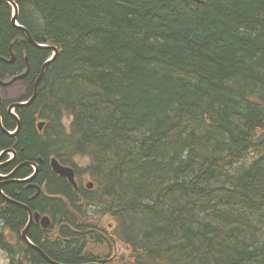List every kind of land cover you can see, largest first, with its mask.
I'll list each match as a JSON object with an SVG mask.
<instances>
[{
  "label": "trees",
  "instance_id": "trees-1",
  "mask_svg": "<svg viewBox=\"0 0 264 264\" xmlns=\"http://www.w3.org/2000/svg\"><path fill=\"white\" fill-rule=\"evenodd\" d=\"M16 2L19 25L59 51L31 104L16 109L18 133L0 128V152L16 151L0 173L37 162L33 182L70 203L29 200L33 189L11 181L3 192L19 203L0 194V223L22 238L28 204L52 216L64 238L74 224L76 248L42 245L48 231L29 228L42 255L60 264L103 261L91 259L95 246L113 251L108 264H264V0ZM13 12L0 1V56L16 54L12 64L0 60V78L23 71L28 57L23 101L52 50L34 46ZM3 124L18 127L6 111ZM52 158L86 171L94 190H75ZM33 171L20 166L13 178ZM27 248L15 242L10 264H25Z\"/></svg>",
  "mask_w": 264,
  "mask_h": 264
},
{
  "label": "flooded vegetation",
  "instance_id": "flooded-vegetation-1",
  "mask_svg": "<svg viewBox=\"0 0 264 264\" xmlns=\"http://www.w3.org/2000/svg\"><path fill=\"white\" fill-rule=\"evenodd\" d=\"M25 70H26V68L23 71H19V72L15 73V74L8 73L5 76V78H3V80H8L9 78H12L13 76H15L17 74L23 73ZM29 71H30V69H29ZM24 79H25V77L23 79L17 81L19 83V86L21 87V89H22V84L24 82L23 81ZM17 82H15V83H17ZM15 83H12V84H10L8 86H13V84H15ZM13 101H14L13 98L12 99H6V98H4V95L2 94V98H1V101H0V114L2 115V121H3V111H6L8 113L9 105ZM8 159H9V157L6 159V161ZM15 160L16 159H14V161ZM14 161L10 162L8 165L13 163ZM8 165H6V166H8ZM51 169H52V167H51ZM75 173H76V179H77L78 185H79L77 191L81 187H84L87 192H91V191L94 190V186H90L89 183H88V180H90V177H89V175H88V173L86 171L83 170V172H81V171H78L77 169H75ZM79 173H85V175L83 177H80ZM25 178L26 177H23L20 180L25 179ZM19 183H21V182H19ZM23 184H25L24 186L27 189H33L32 191L27 193L29 200H32L36 196H40L42 194L43 196H45L47 198H58L60 200L67 201L68 203H70L69 202L70 200L68 201L67 200V196L64 193H62V192H56L55 193L54 191H47V193L50 196V197H48L46 195V193L44 192L42 186L37 184V183H34L33 180L29 181V182H25ZM78 199H80V197ZM4 200H6V199H4ZM6 203H9V202L6 201ZM93 209H96L95 204L94 203H89L88 207H87V210H93ZM33 211L37 212V208H34ZM38 211L41 214V218H40V221L36 222V223L38 224L39 228H41V229L43 228L44 230L48 231V233H46V235L48 237H50L49 239H46L44 241L46 235H44L45 232L43 231V233L41 234V237L39 239V241H40V243L42 245L46 246V244H47L48 247H49V245L61 246L64 242H70L71 244H73L72 246H75L74 248H76L79 245L80 242L78 241V238H79L78 237V232H77L76 227H75L74 224H71V228H72L71 232L74 233V235L71 234L72 238H69V237H65L64 238L63 237V233L60 232V230H58V228L60 227V224L54 222V225H53L52 216H50L48 213H46V211L45 212H42L40 210H38ZM45 215H49L51 217V219H52V224L50 225V227H47V228L44 227L42 225V222H41L43 216H45ZM66 225H68V223L65 224V226ZM76 225H78V224H76ZM108 225H109V227L113 226L112 224H108ZM80 235H83V234H80ZM0 242H4V243L9 245V248L7 250L2 249L1 247H0V250L2 251V253L4 254L5 257L6 256L8 257V258L6 257L7 258V263L10 264L11 258H12L11 250H12V248L13 249L15 248V242H28V241L26 239H24L23 236H22V238H19V236L16 235V233H15V231H14L12 226H10V225L7 226V225H4V224H0ZM32 242H36V241L33 240ZM85 243H87V242H85ZM36 244L41 249H44V248L41 247L40 244H38V243H36ZM118 250L121 253V251L123 250V246L119 245ZM48 252L51 253V250H48ZM90 255H91V252H90ZM90 255H88V257H87L88 259H90ZM82 256H84V255H82ZM21 259L24 260L25 264H51L50 261L46 257H44L39 250H37L34 247H31L29 245H28V248L23 253V255L21 256ZM91 259L105 260V261L108 260V262H109V261H113L114 254H113V251L110 250V251L107 252V254L103 258H100V255H97V253H94L93 256L91 257ZM108 262H107V264H108Z\"/></svg>",
  "mask_w": 264,
  "mask_h": 264
},
{
  "label": "water",
  "instance_id": "water-1",
  "mask_svg": "<svg viewBox=\"0 0 264 264\" xmlns=\"http://www.w3.org/2000/svg\"><path fill=\"white\" fill-rule=\"evenodd\" d=\"M14 5H15V9H16V14H15L14 17H13V22H14V24H15L16 26H18L19 28H21V29L26 33L27 37L30 39V41H31V43H32L33 45H35V46H40V44H38V43L33 39V37H32V35H31L30 31H29L26 27H24V26H20V25H18V23H16L17 16H18V6H17V4H15V3H14ZM14 60H15V55L13 54L12 59L10 60V62H14ZM10 83H11V82H4L3 80L0 79V84L3 85V86H8ZM37 84H38V83H37ZM34 97H35V96H34ZM34 97H33L29 102H27V103L30 104V103L33 101ZM16 105H24V103H14V104H12V105L10 106V110L12 111V109H13ZM14 115H15V114H14ZM0 123H1V125H2L1 117H0ZM44 126H45V122H40V123L38 124V127H39L40 130H42ZM20 128H21V120L18 118V127H17L16 131H15L14 133H12V134L10 133V135H11V136H15V135L18 133V131L20 130ZM11 150H12L11 152H13V154H14V158L11 159L10 161H7V162H4V163L0 164V168L3 167V166L8 165L10 162L14 161L15 156H16V152H15L14 149H11ZM5 153H6V151H5ZM40 161H43V160L41 159ZM24 165H35V166H36V167H35V172H34L29 178L24 179V180H20V179L10 180V179L13 177L14 173L19 169V167H20V166H24ZM52 166H53L54 170H55L57 173H59L60 175L65 176V177H68V179L74 184L75 188H78V184H77V182H76V180H75V171H74V168H72V167H67V166H64V165H61L60 162H59L56 158H53V159H52ZM38 168H39V166H38V163H36V162H23V163L19 164V165L15 168V170H14L13 172H11L10 174H8V175H0V178L3 180V181L0 182V190L2 191L3 185H5V184H7V183H9V182H11V181H16V182H19V181H20V182H23V181H26V180H32V179H34V177H36V175H37V173H38ZM91 185H92V184H91ZM7 200H8L9 202H13V200L10 199V198H7ZM28 210H29V212H30L31 222L34 221V219H36L37 221L40 220V214H39L38 212H36V213H32V212L30 211V209H28ZM50 223H51V219H50L48 216H44V217L42 218V224H43L45 227H48V226L50 225ZM29 228H30V225L25 229V231H23V233H22L23 238L26 239V240L28 241V243H29L32 247H35V248H37V250H39L40 252H42V249H40L39 247H37L34 243H32V242L30 241V239H29V237H28V231H29ZM87 264H104V263H100V262H92V263H87Z\"/></svg>",
  "mask_w": 264,
  "mask_h": 264
},
{
  "label": "bare ground",
  "instance_id": "bare-ground-1",
  "mask_svg": "<svg viewBox=\"0 0 264 264\" xmlns=\"http://www.w3.org/2000/svg\"><path fill=\"white\" fill-rule=\"evenodd\" d=\"M0 1H2V0H0ZM20 24V23H19ZM30 30V29H29ZM46 44V43H45ZM35 46V45H34ZM37 47H40V48H47V49H50V50H52V54L50 55V57L48 58V60H46V62L43 64V67H42V71H41V73H40V75L38 76V78L36 79V82H35V88H34V94H33V96L29 99V100H23V101H21V100H18V99H14V101L9 105V110H8V113L10 114V115H12L13 117H15L16 119H17V121H18V115H17V112H16V109L18 108V107H23V106H25V105H28L29 103H27V102H29L34 96L36 97V95H37V93H38V90H39V82H40V80L42 79V75L45 73V71H46V68H47V65H48V63H50V62H52L56 57H57V54H58V47L56 46V45H48V44H46V45H43L42 43L40 44V46H37ZM11 51H12V46H11ZM13 54L15 55V59H16V54L14 53V52H12V55H11V57L9 58V59H5L3 56H0V60H2V61H5V62H8V63H14V62H10V60L12 59V56H13ZM15 61V60H14ZM26 64H27V67H26V70L23 72V73H20V74H17V75H15V76H13L12 78H9L8 80H3L2 78H0L1 80H3L4 82H11L10 84H12V83H15V82H17V81H19V80H21V79H23L27 74H28V72H29V69H30V63H29V61H28V57H26ZM18 83V82H17ZM38 83V84H37ZM9 84V85H10ZM16 84V83H15ZM19 84V83H18ZM48 90V89H47ZM25 91V90H24ZM56 93V92H55ZM4 95V94H3ZM49 96V95H48ZM34 97V98H35ZM46 97V96H45ZM14 103H24V105H16L13 109H12V111L10 110V106L12 105V104H14ZM31 104V103H30ZM15 114V115H14ZM75 115V114H74ZM0 117H1V121H2V115L0 114ZM60 118V117H59ZM47 120V119H46ZM62 120V119H61ZM59 121V120H58ZM76 126V125H75ZM0 127H1V129L6 133V134H9L10 135V133L12 134V133H14L15 131H16V129L14 130V132H9L8 130H6L5 128H4V124H3V121H2V125H1V123H0ZM77 130V129H76ZM13 131V130H12ZM13 146V145H12ZM11 149H13V148H9V149H6V150H2L1 152H0V164H2V163H4L5 161H6V159L10 156V154H11ZM5 151H6V153H5ZM29 178V177H28ZM25 179H27V178H25ZM22 180H24V179H22ZM33 180V179H32ZM32 180H26V181H23V182H21V183H25V182H29V181H32ZM20 182V181H19ZM13 200V199H12ZM13 204H18L19 202H17V201H14L13 200V202H12ZM25 209H26V211L28 212V222H27V224L25 225V227L23 228V230L21 231V234L23 233V231H25V229L30 225H32V223H34L35 221H32L31 222V216H30V212H29V210L28 209H30V211L32 212V213H34V211L28 206V205H26V204H21ZM36 223V222H35ZM87 251V250H86ZM120 252V251H119ZM42 254L44 253L43 252V250H42V252H41ZM46 257V256H45ZM49 261H50V263L51 264H60V263H57V262H54V261H51L50 260V258L47 256L46 257Z\"/></svg>",
  "mask_w": 264,
  "mask_h": 264
},
{
  "label": "rangeland",
  "instance_id": "rangeland-1",
  "mask_svg": "<svg viewBox=\"0 0 264 264\" xmlns=\"http://www.w3.org/2000/svg\"><path fill=\"white\" fill-rule=\"evenodd\" d=\"M21 87L19 86L18 83L13 84V86H7L2 90V94H4V98L6 99H16L21 95ZM81 172H83V169H80ZM80 177H83L85 175V173H79ZM97 201L99 199H96ZM108 218L106 217L105 220H107ZM123 246V249L126 248V246L124 245H120ZM96 247V248H95ZM93 249L95 250V252L97 253V255H100V257H104L107 252L109 251L108 247L106 246H95ZM0 264H8L7 263V258L0 252ZM112 264H119L118 262H112Z\"/></svg>",
  "mask_w": 264,
  "mask_h": 264
}]
</instances>
